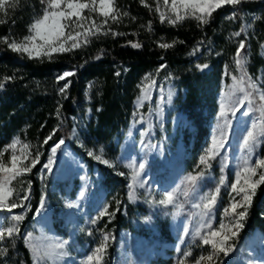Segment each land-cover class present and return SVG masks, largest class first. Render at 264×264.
<instances>
[{
    "label": "trees",
    "instance_id": "16d2710c",
    "mask_svg": "<svg viewBox=\"0 0 264 264\" xmlns=\"http://www.w3.org/2000/svg\"><path fill=\"white\" fill-rule=\"evenodd\" d=\"M17 7L0 13V38L21 39L28 34V26L34 16L40 13L39 0H16ZM116 0L121 11L129 16L122 17L119 23L110 19L101 32L111 28L113 32H123V36L111 34L89 36V43L65 53H54L47 58L29 59L26 54L11 51L0 43V151L14 137L30 145L39 147L41 157L48 155L49 148L60 139L69 143L76 153L89 166H96L105 186V196L109 208H114V197L126 199V175L116 173L112 167L95 163L91 157L81 153L73 140L74 123L79 126L87 146L105 147L112 155H117L120 141L134 112L135 99L139 86L147 73L157 72L159 77L169 82L176 98L182 102V112L186 117L190 138L191 157L185 161L184 172L197 173L203 169L193 168V161L208 136V122L216 107V91L225 76V66L231 73L233 56L240 39H245V54L248 58V71L257 73L264 68V0H249L233 8L224 6L217 9L207 25L198 26L195 19H185L176 25L161 23L156 5L145 0ZM236 11L235 20L228 19ZM87 14V12L85 13ZM135 17V19H133ZM260 17V19H256ZM93 18L100 24L103 20L97 14ZM151 21V31L148 23ZM251 24V27H246ZM241 26L246 32L240 37L232 36ZM181 41L183 43H181ZM140 43L142 47L132 48ZM159 43H169V49H161ZM198 49L193 54V50ZM219 53V55H217ZM101 56L97 60L95 57ZM197 63H207L204 71L196 69ZM166 68L160 69L161 65ZM64 71H74L64 94L59 89L66 81L57 82ZM120 72L119 76L115 73ZM60 108V115L56 110ZM91 109V111H89ZM100 109V111H96ZM56 129L52 140L44 144V138ZM187 137V139H188ZM264 153V142L260 143ZM217 159V157H216ZM32 206L20 224V235L13 240H5L9 248L6 261L9 264H30L29 249L24 245V226L29 222L39 197L36 187ZM121 205V201L119 202ZM117 208H119V206ZM127 207H133L127 204ZM122 222L121 211H115L112 220L101 218L100 225L105 229L117 228ZM126 224V223H124ZM108 226V227H107ZM258 229L264 239V185L259 186L237 241L241 242L253 230ZM167 234L166 227L162 229ZM113 245L109 246V250ZM170 257H157L151 264H171Z\"/></svg>",
    "mask_w": 264,
    "mask_h": 264
},
{
    "label": "rangeland",
    "instance_id": "374dc122",
    "mask_svg": "<svg viewBox=\"0 0 264 264\" xmlns=\"http://www.w3.org/2000/svg\"><path fill=\"white\" fill-rule=\"evenodd\" d=\"M148 1L157 4V0ZM159 3L161 10L165 11L166 15H170L168 8L163 5V0H159ZM262 73H264V68L252 74L253 78H259ZM231 74L238 75L235 64L228 79L223 78L219 82L215 94L216 107L208 122V136L204 145L202 142L197 157L193 161V168L197 167L200 156L210 146L211 137L217 131V124L222 123L218 116L220 94L222 91H226L227 86L232 83ZM149 75L151 80L146 79ZM152 81H155V84L147 89L148 98L144 101L143 107H138L141 88L152 84ZM170 90L174 93L171 103L167 99ZM161 96L164 98L162 101ZM134 107V112L120 141L117 155H112L102 145H97L96 148L87 146L79 126L74 123L75 135L72 134V137L81 149V153L87 155L88 150H93L99 154V150L102 148L104 157L115 164V167H112L113 170L126 175V199L124 201L120 197H114L115 206L112 210L109 208V202L105 196V186L98 169L96 166L86 164L81 158V154L74 152L69 143H64L58 149L50 172L44 169L43 165L47 163L51 155V148L55 145L49 148L46 157L40 156V162L30 173L13 181L12 186L15 188L13 201L24 194L28 181H31V193L30 199L26 203L30 207L34 196V187L37 188L39 194L32 217L24 226L23 239L24 245L30 252V264H33V255L30 247L25 243L28 233L33 234V243L41 246L62 240L69 241L68 255L58 260L57 264H83L87 255L91 254L100 243L104 233L110 234L111 238L108 241L102 264H151V261L157 257H170L171 264H177L179 260L185 259L183 257L185 251L192 253L186 258L185 264H194L195 258L207 255L211 251L209 246L202 245L199 237L195 236L197 228L203 221L199 215L200 210L193 205L199 202L200 195L213 190L223 175L225 186L221 189L210 222L214 228L219 226L222 219L225 223L229 222V218L223 216V209L228 206L230 201V183L235 179V172L239 170L243 157L246 155L242 149L243 136L247 134L253 120L258 119L259 113L253 112L245 115L244 113L247 112V106H245L237 112L235 117H230L232 123L228 129L224 149L217 159L212 161L211 169L206 170V175L198 182L196 191L185 198L182 192L187 187L186 178L195 173H186L183 170L185 161L191 157L189 152L191 144L188 137V120L182 112V102L176 98L173 86L159 77L157 72H153L147 73L140 83ZM16 138L18 137H14L0 151L3 153L0 160L5 163L10 160L13 151L8 146ZM19 140L21 144L17 145L15 150L17 155L21 154L22 145L27 144L21 139ZM28 151L33 156L37 151L41 153L39 147H30ZM258 157H264L260 144L256 147L251 158L254 161ZM92 160L95 163H100L93 158ZM133 161L137 165L140 162H146L144 173L141 176L145 186L137 187V198L135 201H130L128 185L131 183L132 170L126 165ZM28 162L25 161V163ZM222 167L223 172H221ZM42 174L43 179H41ZM176 190H179L177 203L182 205L181 208L164 207L150 202L153 199L156 201L161 199L165 191ZM82 191L85 193L83 198L79 196ZM42 195L45 196L43 209L40 207ZM236 198L239 199V197ZM117 201H121V205L117 204ZM68 203H75L78 207L69 208L67 207ZM127 204L133 207L128 208ZM118 205H120L121 223L123 224L117 228L111 226L105 229L104 225H100L101 219L95 225L91 223L105 206H108L109 212L115 213ZM29 209L17 208L13 210V213H25L26 215ZM7 215L9 214L6 212L0 213V216ZM107 217L108 221L113 219V217ZM4 226L6 227L8 224L5 223ZM163 227L167 229L166 235L163 234ZM185 227L189 228L187 236L183 232ZM89 231L92 232V235H88ZM203 231L206 232L207 228L205 227ZM234 243L235 250L226 257L221 254L218 264H264V239L258 229L253 230L241 242L236 239ZM110 245H113L111 250H109ZM7 264L9 263L7 262ZM48 264H52V262L48 261Z\"/></svg>",
    "mask_w": 264,
    "mask_h": 264
},
{
    "label": "snow or ice",
    "instance_id": "6c2138e0",
    "mask_svg": "<svg viewBox=\"0 0 264 264\" xmlns=\"http://www.w3.org/2000/svg\"><path fill=\"white\" fill-rule=\"evenodd\" d=\"M140 2L145 7H148L145 0H140ZM247 2L249 0H170L169 3V0H163V5L171 13L170 15H166V12L161 10L159 0H157L155 11L159 14L161 23L167 22L168 24L176 25L178 22L190 18L195 19L198 22V26H201L210 23L211 17L217 9H221L226 5L236 8L242 3ZM39 3L42 5V8L40 13L34 16L32 22L29 24L27 35H24L19 40L16 38L10 39L9 37L0 38V43L6 44L11 51L26 54L29 59L47 58L51 60L54 53H65L80 48L82 46L81 37H83V44H87L90 42L88 37L96 36L97 34L125 35L123 32H113L111 28L101 32V29L108 25L109 19L114 23H119L122 17L129 16L127 11H121L116 4V0H39ZM16 7V0H0V13H6L9 8L15 9ZM86 12L87 14H85ZM93 14H97L103 18L100 24L93 18ZM227 18L235 20L241 17H238L237 12L233 11ZM256 19H260V17H256ZM3 22L0 21V23ZM246 27H251V24H248ZM246 27L241 26L239 31L232 33V36L240 37L242 33L246 32ZM148 30L151 31V21L148 23ZM129 43L132 48L142 47L140 43ZM181 43L183 42L181 41ZM158 46L161 49H169L173 44L159 43ZM245 49L246 41L245 39H240L233 56L238 75L231 74L232 83L227 86L226 91H222L220 94L218 116L222 123L217 124V131L211 137L210 146L199 158L197 167L203 166V170L198 171L196 174H190L186 178L185 183L187 187L182 192L185 198L189 197L190 193L196 191L198 182L205 177L206 170L212 167V161L224 149L227 142L228 129L232 123L230 117H235L237 112L245 106H247L245 115L255 112L259 113V116L257 120H253L251 127L247 130V134L243 136L242 149L246 152V155L243 157L239 170L235 172V179L230 183V201L228 206L223 209V216L229 218V222L225 223L222 219L219 226L215 228L210 222L221 189L225 186L223 175L219 178L218 185L213 190L200 195L199 202L193 205V207L200 210L199 215L203 221L197 228L195 236L199 237L202 245L209 246L211 249L207 255H200L195 258L194 264H218L221 254L226 257L235 250L234 241L245 227L248 211L253 204L257 189L259 186L264 185V157H258L254 161L251 158L258 144L264 142V73L255 79L249 73ZM195 51H198V49H194L193 54H195ZM95 59L99 60L101 56H97ZM166 67V65L162 64L160 69ZM195 67L200 71H204L209 65L207 63H197ZM74 75V71H64L57 77V82L66 81L59 89L61 94H64L71 84V80H67L66 78ZM115 75L119 76L120 72H116ZM224 75H230L227 65L225 66ZM146 79L151 80V76L149 75ZM154 84L155 81H152V84L141 88L138 107H143L144 101L148 98L147 89L151 88ZM0 87H3V85L0 84ZM173 95L174 93L170 90L167 97L169 103H171ZM163 99V96H161V101ZM96 111H100V109H96ZM56 113L59 117V107ZM56 131L54 129L52 133L45 137L43 143L47 144L49 140H52ZM73 135H75V129H73ZM141 135H144V133H141ZM64 143L65 141L60 139L51 148V155L47 163L43 165L44 169L49 172L52 170L56 153ZM19 144H21L19 138L14 139L8 146L13 150L10 160L7 163L0 160V213L6 212L9 214L7 216H0V245H3L5 240H13L20 235V224L25 219V213L14 214L13 210L17 208L27 210L30 208V205L26 202L30 199L31 181L27 182L24 194L18 196L15 201L12 200L13 193L15 192L12 183L17 178L30 173L40 162V156L42 155V153L37 151L33 156L28 151L30 148L28 144H23L21 154L17 155L15 150ZM87 155L104 165L115 167L112 161L104 157L102 148L99 150V154L93 150H88ZM0 156H3V153H0ZM25 161L29 162L25 163ZM126 167L132 170L131 183L128 185V199L135 201L137 198L136 188H143L145 186L141 180V176L144 173L146 162H140L137 165L133 161L127 164ZM223 171L222 167L221 172ZM120 175H124V173L121 172ZM41 179H43V174L41 175ZM178 193L179 190L165 191L161 199L158 201L153 199L150 202L164 207L173 206L181 208L182 205L177 203ZM84 195L83 191L79 193L81 198ZM236 197H239V199ZM44 203L45 196L42 195L40 201L41 209H43ZM117 204H119V201H117ZM67 207L74 208L78 207V205L68 203ZM116 210L119 211V208ZM106 215L114 217L115 213L109 212L108 206H105L91 223L95 225L99 219ZM5 223L8 226L5 227ZM205 227L207 228L206 232L203 231ZM183 232L187 236L189 228L185 227ZM88 235H92V232L89 231ZM110 238V234L104 233L100 243L91 254L87 255L83 264H102ZM25 243L30 247L32 252L33 264H48V261H51L52 264H57L58 260L68 255V240L41 246L33 243V234L28 233L25 237ZM8 253L9 248L7 246H0V264H7L5 258L8 256ZM191 255L190 251H185L183 253L185 259L179 260L177 264H185L186 258Z\"/></svg>",
    "mask_w": 264,
    "mask_h": 264
}]
</instances>
